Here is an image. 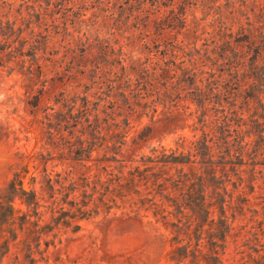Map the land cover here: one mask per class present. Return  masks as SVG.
<instances>
[{"label":"rangeland","instance_id":"1","mask_svg":"<svg viewBox=\"0 0 264 264\" xmlns=\"http://www.w3.org/2000/svg\"><path fill=\"white\" fill-rule=\"evenodd\" d=\"M171 154L187 162L159 161ZM15 174L38 201L36 214L12 202L37 221L35 264H207L171 261L188 237L176 243L142 201L168 177L211 204L190 247L253 264L264 0H0V193ZM220 219L229 230L215 243Z\"/></svg>","mask_w":264,"mask_h":264},{"label":"trees","instance_id":"2","mask_svg":"<svg viewBox=\"0 0 264 264\" xmlns=\"http://www.w3.org/2000/svg\"><path fill=\"white\" fill-rule=\"evenodd\" d=\"M204 147L207 149L209 148L204 142L199 146V149ZM200 153L201 155H206L203 150H200ZM159 161L163 162L165 165L187 162L180 160V158L174 154H171V156L162 155ZM206 162L207 161H203V163ZM181 171L182 169L180 172ZM170 180L171 177H168L164 178L162 183L152 182V185H155L157 188L156 193L152 195L151 198H142V201L148 203L150 207L153 208L154 215L158 216V218L163 221L164 225L170 227L171 233L174 235L173 240H176V243L179 242V239L182 240V238H180L181 236L188 237L187 245L183 247L175 246L171 251L170 260L179 263L187 256H191L195 261L200 262L201 256L205 261L208 260L207 264H219V259L215 251L212 255L208 253L200 254L201 250L197 248L198 243L195 244V248L190 247L191 238L193 237L196 240L199 238V235L195 232L201 230L206 222L209 224V229H211L213 219L209 220L208 218L211 213V204H206L205 194H200L202 190H196L191 186L188 187V191L185 194L186 196L181 197L182 193H184V187L186 186L183 182L184 180H172V182L167 184V181ZM200 181L199 179V182ZM173 187H177L179 190L178 194L170 190ZM148 188L149 187H146V189ZM148 191L151 192V189H148ZM156 195H159V197L162 196L164 198L163 201H156ZM216 195L218 196V193ZM16 197L22 198L28 208L31 206L34 214H36L38 207L35 193L26 192L22 187V180L19 174H15L14 178L8 182L7 186L0 193V262L10 253L11 248L14 246L17 250L16 253H14V264H35L36 260L33 254L35 252L41 253L37 249L34 252L31 245V240L35 242L38 241V235L36 236V234H39L37 230V221H29L30 214H19V212L14 209L12 202ZM171 207L172 210H169L168 208ZM186 208H188L189 211H185ZM242 209L243 206L237 207L239 212H241ZM219 211L223 213L224 209L219 207ZM218 224L220 231L216 234L217 240L213 241L215 243L217 241H223L229 230L226 219H220ZM192 225L193 236H190L189 233ZM252 235L251 239H246L245 241V245L248 249H251L249 258L253 264H264V219L257 222V227ZM19 236H23L22 239H18ZM47 244L48 243L45 242V245Z\"/></svg>","mask_w":264,"mask_h":264}]
</instances>
